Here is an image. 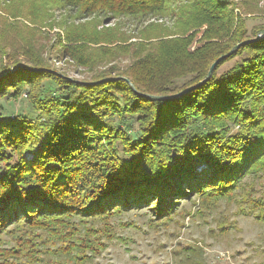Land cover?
Here are the masks:
<instances>
[{
  "label": "trees",
  "instance_id": "obj_1",
  "mask_svg": "<svg viewBox=\"0 0 264 264\" xmlns=\"http://www.w3.org/2000/svg\"><path fill=\"white\" fill-rule=\"evenodd\" d=\"M52 1L78 19L170 17L181 29L175 37L158 34L137 43L125 38L107 47L130 54V66L78 81L48 70L45 32L38 28L52 23L40 15L37 23L29 19L35 23L29 27L13 7L1 4L0 74L11 73L0 77V99L25 93L28 112L36 114L0 115V264H22L21 256L41 264L46 255L65 262L54 264L92 262L109 241L124 240L112 219L145 208L153 216L150 226L166 225L180 201L194 195L205 208L223 198L264 220V188L254 195L252 181H245L252 177L264 185V36L222 58L197 84L216 58L244 39L245 27L226 0ZM203 24V38L214 41L191 49L194 34L188 31ZM85 25L56 43L84 66L93 60L88 44H113L118 37ZM260 31L264 26L252 37ZM237 54L216 75L223 60ZM111 77H124L151 95L197 85L153 99ZM132 120L137 137L130 134ZM233 223L220 222L218 232ZM202 253L197 244L173 250L175 264H202Z\"/></svg>",
  "mask_w": 264,
  "mask_h": 264
},
{
  "label": "rangeland",
  "instance_id": "obj_2",
  "mask_svg": "<svg viewBox=\"0 0 264 264\" xmlns=\"http://www.w3.org/2000/svg\"><path fill=\"white\" fill-rule=\"evenodd\" d=\"M14 1L12 3L11 0H0V6L6 4L9 5V8L13 7L11 9L16 12L15 14L18 15L21 23L33 27L35 23L30 22L29 19H33L37 23L42 19V17H39L40 15L45 16L48 23H52L51 26L44 24V27L38 28L41 32H45L42 41L46 50L44 55L47 58L48 70L78 81L89 79L99 73L114 71L113 74H115L118 69H125L130 66L132 63L130 54L123 53L124 51L120 49L111 52L113 49L107 47L115 46L125 38L127 43H137L138 41H146L147 38L158 34L175 37L173 34L181 29L179 24L177 25L170 17H148L143 21L134 20L131 17H120L111 19L106 23V20L101 19L100 21L96 17L89 19L73 17L72 10L56 8L52 0H46V4L41 3L45 0ZM226 1L229 3V7H233L234 14L241 19L245 27L244 39L238 43L256 37L252 36L264 26V0ZM18 2L22 3L21 7L16 6ZM33 7H36V9H32ZM30 10L38 15L33 17ZM85 24L89 25L88 30L90 27L104 30L103 32L111 29L118 36L114 39L117 42H112L113 44H88L87 49H92L91 58L93 60L92 63L86 66L78 64L71 57L62 54L59 51V44H56L58 42L64 43L67 34L72 30L86 26ZM205 30H207V25L203 24L188 31V33L194 34L190 44L191 49L202 46L208 40H211L210 42L214 41V39L206 36H204L206 38H203ZM215 43H218V41ZM101 47L108 49V52L106 54L101 53ZM240 56L237 54L230 59L223 60L216 71V75L228 69ZM28 110L29 104L26 101L25 93H22L17 100L5 101L0 99V115L2 116L17 112L33 118L36 113L28 112ZM131 123L130 134L132 137H137V123L135 120H132ZM27 157L29 158L30 155L27 154ZM245 181L247 183L252 181V185L256 189V191H252L254 195H258L264 188V185L259 184V179L247 177ZM261 182H264L263 179H260ZM243 205L247 209L249 204L244 202ZM177 209L178 212L173 216V220L158 227L149 225V219L153 216L145 208H134L120 217L112 219L116 235L124 240L113 239L109 241L106 249L99 256L95 257L92 262L85 264H175L173 250L177 249L179 245L182 246V244H197V246H200L203 250L200 258L202 264H264V222H262L264 220L256 219L254 214L242 212L238 207V203H229L222 198L217 205L205 208L194 195L191 200H181ZM231 221H234V223L228 231L220 234L218 232L219 223L225 222V224H228ZM125 222L131 224L127 226L120 225V223ZM10 245L11 243L7 240L4 247L8 248ZM27 258L21 256L18 261H21L22 264H30L31 261ZM53 262L65 263L59 261L57 256H51L50 258L48 255L44 256L42 263H40L54 264ZM31 264H35V262ZM66 264L74 263L70 260Z\"/></svg>",
  "mask_w": 264,
  "mask_h": 264
},
{
  "label": "water",
  "instance_id": "obj_3",
  "mask_svg": "<svg viewBox=\"0 0 264 264\" xmlns=\"http://www.w3.org/2000/svg\"><path fill=\"white\" fill-rule=\"evenodd\" d=\"M263 35H264V31H260L259 33H257L256 37H254L253 39H251V40H246V41H242L241 43H238V44L234 45V46L232 47V49H231L227 54H230V53L234 52L239 46L244 45V44L247 43V42L254 41V40L260 38V37L263 36ZM227 54L218 57V58H217V59H216L211 65H210V67H209V69H208V71H207L206 76H205L201 81H199L197 84L203 83V82H205L206 80H208V78H209V76L211 75V73H212V71H213L215 65H216V64H217V63H218V62H219L224 56H226ZM9 73H11V71H7V72H5V73H2V74H0V77L3 76V75H7V74H9ZM118 79H125L126 81H128V80H127L126 78H124V77H111V78H108L107 80H118ZM128 82H129V81H128ZM129 83H130V82H129ZM197 84H196V85H197ZM130 85H131L133 91H135L136 93H138V94H140V95H142V96H146V97H148V98H153V99H166V98H171V97H173V96L180 95V94H182V93H184V92H186V91L192 89L194 86H196V85H193V86L187 87V88L183 89L182 91H179L178 93L171 94V95H151V94L139 93V92L134 88V86H133L131 83H130Z\"/></svg>",
  "mask_w": 264,
  "mask_h": 264
}]
</instances>
